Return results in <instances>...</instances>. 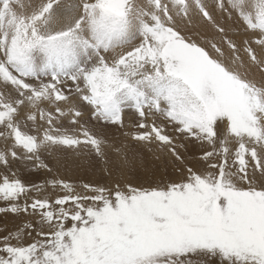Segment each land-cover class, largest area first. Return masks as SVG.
I'll return each instance as SVG.
<instances>
[{
	"label": "snow or ice",
	"instance_id": "6c2138e0",
	"mask_svg": "<svg viewBox=\"0 0 264 264\" xmlns=\"http://www.w3.org/2000/svg\"><path fill=\"white\" fill-rule=\"evenodd\" d=\"M0 204V264H264V0H0Z\"/></svg>",
	"mask_w": 264,
	"mask_h": 264
},
{
	"label": "rangeland",
	"instance_id": "374dc122",
	"mask_svg": "<svg viewBox=\"0 0 264 264\" xmlns=\"http://www.w3.org/2000/svg\"><path fill=\"white\" fill-rule=\"evenodd\" d=\"M82 119L84 121H89L90 124L95 123L94 121L90 120L89 111L86 109ZM125 119L127 121L129 119V116L126 115ZM98 130L106 131L109 137L119 136V133L115 128L98 129ZM168 134L173 135L174 133H172V131L169 130ZM120 138L124 139L122 136ZM146 155L148 156L149 161H151V154L146 153ZM43 159L46 163H49V165L54 167L53 172L49 173L43 169L35 170V171H27L22 176V179H25V177H27L25 179L26 183H40L45 180H51L53 177H57L59 179H63L67 182L73 183L75 186H77L78 190L80 186L84 183L100 184V185H108V186H111L112 184V181L107 176L104 175L103 171L101 170L102 166L99 164H96L94 167H89L87 164L81 163L80 161L74 163L71 154H68L67 156L68 162L66 164L57 163V159L61 161L65 160V155L63 153H58L57 156L55 157L49 156L47 155V153H45L43 155ZM154 163L156 164L154 174L153 171H144L143 169L138 168L126 174L125 176L121 177L120 178L121 182L132 183L135 186L143 185L144 187H149V186H155V184L160 182L161 180L167 182L169 180L178 181L181 179L179 173L174 169L171 163H169L167 167H165V165L161 162H154ZM47 194L49 196H52L55 193L52 190H48ZM0 206L3 205L0 204ZM26 219H30V218L25 217L23 215L17 217L11 214H0V235L3 234L4 226H6L9 230H12L16 228L18 225H20L21 222ZM28 242H30V239L25 241V243Z\"/></svg>",
	"mask_w": 264,
	"mask_h": 264
},
{
	"label": "bare ground",
	"instance_id": "6f19581e",
	"mask_svg": "<svg viewBox=\"0 0 264 264\" xmlns=\"http://www.w3.org/2000/svg\"><path fill=\"white\" fill-rule=\"evenodd\" d=\"M206 3L208 4L209 8H213L214 7V0H206ZM72 163V162H71ZM51 166V165H50ZM75 166V165H74ZM73 166V167H74ZM87 166V165H86ZM54 168V167H53ZM90 169V168H89ZM95 169V168H94ZM56 170V169H55ZM59 170V169H58ZM69 171V170H68ZM72 171V170H71ZM84 171V170H83ZM70 172V171H69ZM61 174V173H60ZM28 176V175H27ZM66 176V175H65ZM73 176V174H72ZM82 177V176H81ZM71 180V179H70ZM75 181V180H74Z\"/></svg>",
	"mask_w": 264,
	"mask_h": 264
}]
</instances>
